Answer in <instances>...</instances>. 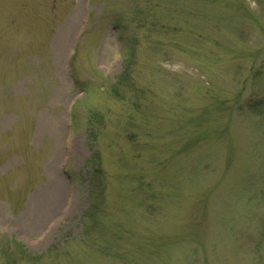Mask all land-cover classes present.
Instances as JSON below:
<instances>
[{
    "label": "rangeland",
    "instance_id": "374dc122",
    "mask_svg": "<svg viewBox=\"0 0 264 264\" xmlns=\"http://www.w3.org/2000/svg\"><path fill=\"white\" fill-rule=\"evenodd\" d=\"M85 1L0 0V264H264V0Z\"/></svg>",
    "mask_w": 264,
    "mask_h": 264
},
{
    "label": "trees",
    "instance_id": "16d2710c",
    "mask_svg": "<svg viewBox=\"0 0 264 264\" xmlns=\"http://www.w3.org/2000/svg\"><path fill=\"white\" fill-rule=\"evenodd\" d=\"M123 78V77H122ZM122 78H120L119 80H122Z\"/></svg>",
    "mask_w": 264,
    "mask_h": 264
}]
</instances>
